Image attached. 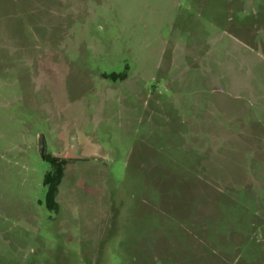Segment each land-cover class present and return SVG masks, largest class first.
Here are the masks:
<instances>
[{
    "label": "rangeland",
    "instance_id": "374dc122",
    "mask_svg": "<svg viewBox=\"0 0 264 264\" xmlns=\"http://www.w3.org/2000/svg\"><path fill=\"white\" fill-rule=\"evenodd\" d=\"M0 264H264V0H0Z\"/></svg>",
    "mask_w": 264,
    "mask_h": 264
},
{
    "label": "trees",
    "instance_id": "16d2710c",
    "mask_svg": "<svg viewBox=\"0 0 264 264\" xmlns=\"http://www.w3.org/2000/svg\"><path fill=\"white\" fill-rule=\"evenodd\" d=\"M113 80L125 79L127 77L126 73H112L105 75ZM50 161L52 165V170L49 171L44 179V183L48 187L46 203L51 209H59L58 194L60 184L63 180L65 173L66 160L58 157H48L46 158Z\"/></svg>",
    "mask_w": 264,
    "mask_h": 264
},
{
    "label": "water",
    "instance_id": "95a60500",
    "mask_svg": "<svg viewBox=\"0 0 264 264\" xmlns=\"http://www.w3.org/2000/svg\"><path fill=\"white\" fill-rule=\"evenodd\" d=\"M39 150H40L42 157L45 159L46 158V142H45L43 135H41V138H40Z\"/></svg>",
    "mask_w": 264,
    "mask_h": 264
}]
</instances>
